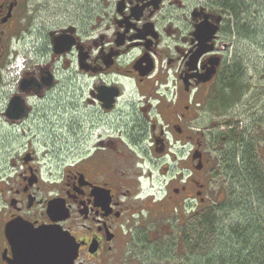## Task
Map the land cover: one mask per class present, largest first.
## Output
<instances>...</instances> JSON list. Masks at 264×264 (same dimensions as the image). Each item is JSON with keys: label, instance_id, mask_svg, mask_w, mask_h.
Here are the masks:
<instances>
[{"label": "flooded vegetation", "instance_id": "flooded-vegetation-1", "mask_svg": "<svg viewBox=\"0 0 264 264\" xmlns=\"http://www.w3.org/2000/svg\"><path fill=\"white\" fill-rule=\"evenodd\" d=\"M48 1L0 0V121L20 137L0 171V264H250L202 258L241 189L220 169L234 136L242 151L249 140L231 15L184 0ZM26 242L43 254L20 257Z\"/></svg>", "mask_w": 264, "mask_h": 264}, {"label": "rangeland", "instance_id": "rangeland-1", "mask_svg": "<svg viewBox=\"0 0 264 264\" xmlns=\"http://www.w3.org/2000/svg\"><path fill=\"white\" fill-rule=\"evenodd\" d=\"M50 1V0H49ZM48 1V2H49ZM187 5H195L197 3L206 2L207 0H184ZM51 3V2H50ZM246 10L243 14L240 13V20H236L232 14L227 16L232 18L236 23L235 30L239 33L234 49L240 54H243V66L245 68V79L247 81L246 91L244 93L243 107L239 106L243 111L240 115H248V124L251 128H259V138L257 144V155L260 157V162L264 167V0H246ZM27 49H29L27 47ZM234 50V51H235ZM20 52V51H19ZM17 54H19L17 52ZM240 65V61L238 60ZM236 96H234L235 98ZM240 104V103H239ZM235 106V105H234ZM228 109V108H226ZM236 113H232V117H236ZM231 121V120H230ZM221 122V121H219ZM247 123V122H246ZM222 132V131H219ZM18 130L13 126L5 125L0 121V171L7 167L8 160L14 156L16 152L17 143L20 139L17 136ZM10 138L9 146L6 144ZM45 140V139H44ZM13 144V146H12ZM10 149V150H9ZM212 162V167L216 168L220 157L217 153L209 158ZM43 163V161H42ZM0 172V174H1ZM8 172H13L11 169ZM59 173V172H57ZM61 173L56 175L53 180H60ZM222 177V175H220ZM218 178V177H217ZM1 179V176H0ZM220 179V178H219ZM2 181H0V187ZM239 192L250 195L243 197V204L237 198L233 199V210L227 217H221L214 222L215 229H230L246 230L243 234V239L246 246H257L259 235H263L264 243V204L251 194V188L238 189ZM252 195V196H251ZM245 201V202H244ZM0 206H2L0 204ZM4 210V208H3ZM229 212V211H228ZM229 212V213H230ZM257 236H254V234ZM217 245L213 243L207 244L202 251L203 260L215 262V259H207L210 256L220 257L224 253L227 258L233 256L232 260L239 258V251L236 252L238 245L235 243L237 240L232 238L230 233L218 234ZM207 240H204V244ZM264 245V244H263ZM235 249V250H234ZM251 247V251H252ZM218 255V256H215ZM217 262V261H216Z\"/></svg>", "mask_w": 264, "mask_h": 264}, {"label": "trees", "instance_id": "trees-1", "mask_svg": "<svg viewBox=\"0 0 264 264\" xmlns=\"http://www.w3.org/2000/svg\"><path fill=\"white\" fill-rule=\"evenodd\" d=\"M205 3L212 4L216 7V9L224 11L228 14H232L238 21L240 20V13L242 12L244 14L245 11L243 10H246L247 7L246 0H207ZM236 23L237 22H235L234 24V29ZM225 79L227 80V78ZM233 86L236 87L235 81H233ZM219 100H223V98H219ZM246 130L249 139L248 148H246L245 151H242L244 150V142L239 136H234V146L229 159L230 165L227 168L220 169V173L222 174V177L229 176V179L236 183L241 189L247 187L248 189L251 188V194L264 204V167L260 162V157L257 155V144L259 138V134L257 133L259 132V128H245L244 130H242V132H240V135L245 133ZM245 196L249 197L250 195H248L247 193L245 194L242 191L239 194L234 193V197L237 198L238 201L241 200L242 204V197ZM231 210H233V202ZM242 232L243 233H241L239 229H230L229 231L232 238L234 237V239L237 240V242L235 243L242 246V248L234 250L236 252L239 251L240 253H245L249 258L250 264H263L264 245L252 251L250 249L246 253V248L248 246L244 245L245 242L241 241L244 240L242 237L246 230H242ZM254 236H257V234L255 233ZM238 260L242 262L241 258H238L237 260H235V262H237Z\"/></svg>", "mask_w": 264, "mask_h": 264}, {"label": "water", "instance_id": "water-1", "mask_svg": "<svg viewBox=\"0 0 264 264\" xmlns=\"http://www.w3.org/2000/svg\"><path fill=\"white\" fill-rule=\"evenodd\" d=\"M9 227V224H7L6 225V229ZM12 229H14V230H16L15 228H12ZM38 237H41L40 235L38 236ZM29 245V242H26V243H22V245H20V247H19V254H20V257H22L23 255H25V254H27V253H36L37 252V254L38 253H41V254H43V252H42V247H43V245H41L39 242H38V245L39 246H35V249L33 248V246H28ZM56 245L57 244H55V247L54 246H51V245H49L52 249H49V250H47L46 252H54L55 251V249H56ZM58 245L60 246V243L58 242ZM61 247V246H60ZM63 247V246H62ZM74 249L73 250H75L76 251V246H74L73 247ZM57 249H59V248H57ZM37 258V257H36ZM36 261L37 262H34L35 264H40L39 263V259H36ZM48 264H49V262H48ZM53 264H63V261L58 257L57 259H55L54 260V263Z\"/></svg>", "mask_w": 264, "mask_h": 264}]
</instances>
